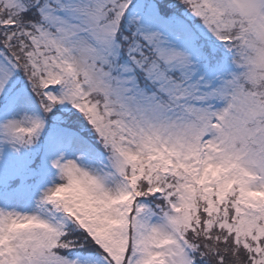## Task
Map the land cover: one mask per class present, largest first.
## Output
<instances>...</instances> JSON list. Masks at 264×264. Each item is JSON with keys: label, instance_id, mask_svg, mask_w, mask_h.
I'll return each instance as SVG.
<instances>
[{"label": "snow or ice", "instance_id": "1", "mask_svg": "<svg viewBox=\"0 0 264 264\" xmlns=\"http://www.w3.org/2000/svg\"><path fill=\"white\" fill-rule=\"evenodd\" d=\"M0 264H264V0H0Z\"/></svg>", "mask_w": 264, "mask_h": 264}]
</instances>
